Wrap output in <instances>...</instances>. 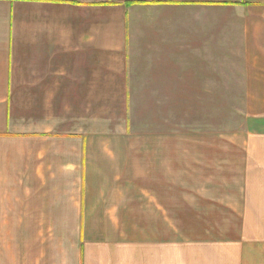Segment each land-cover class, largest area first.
Wrapping results in <instances>:
<instances>
[{"label":"crops","instance_id":"obj_1","mask_svg":"<svg viewBox=\"0 0 264 264\" xmlns=\"http://www.w3.org/2000/svg\"><path fill=\"white\" fill-rule=\"evenodd\" d=\"M0 264H264V0H0Z\"/></svg>","mask_w":264,"mask_h":264},{"label":"rangeland","instance_id":"obj_2","mask_svg":"<svg viewBox=\"0 0 264 264\" xmlns=\"http://www.w3.org/2000/svg\"><path fill=\"white\" fill-rule=\"evenodd\" d=\"M137 143H139V141H137ZM172 212H174V211H172ZM175 220H176V217L175 216H173V217H169V225L170 224H173V225H175ZM15 234H11L10 236H9V241L12 243V244H14V240H15ZM11 247H14V245H11ZM12 249H14V248H12Z\"/></svg>","mask_w":264,"mask_h":264}]
</instances>
